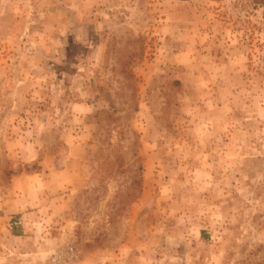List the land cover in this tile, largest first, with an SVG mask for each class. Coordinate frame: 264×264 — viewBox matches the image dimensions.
I'll return each instance as SVG.
<instances>
[{"label": "rangeland", "instance_id": "rangeland-1", "mask_svg": "<svg viewBox=\"0 0 264 264\" xmlns=\"http://www.w3.org/2000/svg\"><path fill=\"white\" fill-rule=\"evenodd\" d=\"M0 264H264V5L0 0Z\"/></svg>", "mask_w": 264, "mask_h": 264}, {"label": "crops", "instance_id": "crops-1", "mask_svg": "<svg viewBox=\"0 0 264 264\" xmlns=\"http://www.w3.org/2000/svg\"><path fill=\"white\" fill-rule=\"evenodd\" d=\"M36 177L39 181L37 185H35L34 183H29L30 181L29 179H32V177L28 178L27 175H23V178L21 179V181L23 180L24 182V184L21 187L26 188V190H28L27 192H30L32 195H39L41 197L44 195L47 196L48 193L57 191V189L62 188L64 185V179L62 177V173H52V172L49 173L48 172L45 174L44 173L37 174Z\"/></svg>", "mask_w": 264, "mask_h": 264}, {"label": "trees", "instance_id": "trees-1", "mask_svg": "<svg viewBox=\"0 0 264 264\" xmlns=\"http://www.w3.org/2000/svg\"><path fill=\"white\" fill-rule=\"evenodd\" d=\"M254 3H257L259 5H264V0H253Z\"/></svg>", "mask_w": 264, "mask_h": 264}]
</instances>
